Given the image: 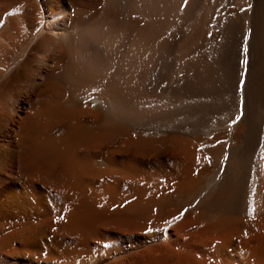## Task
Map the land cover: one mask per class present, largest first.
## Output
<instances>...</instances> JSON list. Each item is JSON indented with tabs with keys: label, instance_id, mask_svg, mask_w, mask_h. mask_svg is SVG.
I'll return each mask as SVG.
<instances>
[{
	"label": "bare ground",
	"instance_id": "1",
	"mask_svg": "<svg viewBox=\"0 0 264 264\" xmlns=\"http://www.w3.org/2000/svg\"><path fill=\"white\" fill-rule=\"evenodd\" d=\"M196 1L138 0L126 16V0H0V23L11 15L0 28V264H96L88 239L170 206H192L168 241L198 238L204 249L184 253L194 264L208 250L264 264V0H206L202 15ZM166 80L173 124L104 151L130 134L107 108L147 115ZM111 175L174 193L99 214L118 195L98 189Z\"/></svg>",
	"mask_w": 264,
	"mask_h": 264
},
{
	"label": "rangeland",
	"instance_id": "2",
	"mask_svg": "<svg viewBox=\"0 0 264 264\" xmlns=\"http://www.w3.org/2000/svg\"><path fill=\"white\" fill-rule=\"evenodd\" d=\"M207 1L210 2L211 0H207ZM207 1L206 0H197L196 1V3H195V5H196L195 6L196 7L195 14H199V15L201 14L202 15V13L206 9ZM212 1H215V0H212ZM221 1H223V0H219V2H221ZM137 2H138V0H126V13H127L126 16H128L130 9L134 10L133 6ZM132 3H133V5H132ZM247 3H249V0H247ZM19 4L20 5L17 4L16 6L21 7V8L20 7L18 8V11L20 12V10L24 8L25 4H22V3H19ZM197 4H198V6H197ZM251 5L252 4L244 7L243 11H245V12H247L249 10L251 11V9H252ZM130 7H133V8H130ZM124 11H125L124 9H121V10H118L117 13L124 12ZM8 16H11V15H8ZM8 16L3 17L4 19L2 18L3 20L0 23V25L6 24V22L8 20ZM188 28L189 27H187L185 29L183 34H186V36H193L194 33L200 29V23L196 26V28H193V27H190L189 29ZM248 38L250 39V33H249V35L248 34L246 35V39L241 44V51H240L241 56H239V64H240V69H241L240 79H239L240 81L243 80V77L241 76L243 74V68H241V66H243V65L245 66V63H242L241 61H242V59L243 60L247 59L245 49H247V51L249 50V45H248V41H247ZM245 44L248 46V48H246L247 46ZM18 47H19V45H18ZM183 54L184 53L178 54L177 55L178 58H181L182 56H183L182 58H184L185 54L184 55ZM168 59L170 60V58H168ZM247 62H248V60H247ZM240 81H239L238 85H239V89L241 90ZM163 85H165V86H163ZM163 90H165V91H163ZM171 91H172V87L170 86L169 80L164 81L162 83V89L159 92V94H160L159 101L156 105H154V106H152V108H150L149 113H146L147 115L142 114L141 109L139 107L137 108L135 105H134L135 107L132 105L124 106L120 102L119 103L115 102V103H113V105L111 107L107 108V111L115 119L114 120V126L116 128H121V126H122L121 124L123 123L124 126L126 127V129L130 132V134L128 136H126V138H124L123 140H116V141L110 143L108 146L109 148L105 147L104 151L107 152L109 149L116 150L118 145H121V146L126 145L127 148H130L131 144H136V143L140 142L141 139L144 138L143 134H145V135L147 134L146 136L149 137L150 139L160 138L165 133L166 127L173 124L174 109L175 108H174V106H172L170 104V100H169L170 99L169 95H170ZM240 92H238V95L240 94ZM241 98H242V96L239 95L238 100ZM167 102H168V104H167ZM131 109L132 110L134 109V111H132ZM150 111H151V113H150ZM116 120L119 123L121 122L120 123L121 126H117L118 122H115ZM119 123H118V125H119ZM107 140L108 139L105 140L106 143H104V144L109 143V141L107 142ZM125 156L128 157L127 154ZM97 157H98V160L100 162L103 161L102 163H104L108 160L109 154L105 153V154L101 155L100 153L97 152ZM172 157H173V152L170 151L164 156L163 160L170 163L171 160L173 159ZM223 158L226 159L227 156H223ZM211 159H212V157L208 155V156L203 158L202 162H204L205 164L208 165L211 162ZM158 160H159V157H154V158H152L151 162L154 164ZM190 167L192 169H195L194 166H190ZM111 176L110 177L107 176V177H104L103 179H100L98 182V189H101V188L103 189V187H105L106 185H107L106 187H108L109 185L115 186L117 188L118 195H116L117 198H115V199H112L111 196H106V197L103 196L104 198H101L99 200L98 204L96 205V210L99 211V214H100V211H103V210H105V211L107 210L109 212H117V211L126 212L127 209L134 206L136 204V202H140L141 200L145 202L146 199H151L154 197H155V200H160V199L172 197L173 193H174L172 189H169L166 193L154 192V189L151 187V184L142 187V185L140 184V182H141L140 179H137L139 181V183H138L137 180L135 181L134 179L126 178V179L121 180L120 175H114V176L111 175ZM116 176H118V177L116 178ZM146 189H148V191L149 192L151 191V192L150 193L147 192ZM143 194L145 197L143 196ZM172 208H173V206H170L169 209H164V210L159 211L158 207H153V209H152L153 216L150 217L149 220H145L141 217H138L137 219L135 218L133 220H130L127 223L125 220L124 224H127V226H123L124 229H122V231H116L114 233H109L106 235L110 239H108L107 237H103L102 234L96 235V236L92 237L91 239H88L87 241H89V243H90V248L98 250V251H96L95 255L91 256V259L94 260L96 262V264H194L193 260L191 258H187L184 255V253H186V251H188V250L194 251V256H197L198 252L204 249V245H202V244H201V246L197 245L199 243L198 238H195V239L187 238V239H185V241H183V240L179 241L181 245H178V246H174V244H171L170 241H168V240H170L169 238H170V235L172 234L171 232H172L173 226L177 225L178 222H180V221L182 222L183 217L186 218V216H187L186 213L189 212L186 209H192V206L187 207V208L186 207L182 208L179 211V213H177L178 216L176 214H174L175 210H173ZM184 210H185V212H184ZM163 211H166V212H163ZM181 213H183V214L185 213L184 216H183V214L181 215ZM178 217H180V218H178ZM172 219L175 221V223H174V221H172ZM138 226H140V227H138ZM148 229H152V230L149 231ZM86 239L83 241L84 243H86L85 242ZM236 241L238 243H240V240H237V238H236ZM83 242L81 241V242H79V244L82 245V244H84ZM241 243L245 245V242L241 241ZM171 245H173V246H171ZM181 247H183V248L181 249ZM211 251L212 250H208L207 252L199 254L198 258L200 260L204 261V264H227V261H230V260L238 262V263H240L242 261L240 264H247V263L248 264H255L253 262L254 260L246 259V255H244L243 252L237 253V256H236V254L221 256L222 254H220V253L216 254L214 251H212L213 252L212 253ZM211 254H213V255H211ZM201 255L204 257V259L202 258ZM214 255H216V256H214ZM242 255H244V257ZM218 256L220 259L218 258ZM207 257H208V259H207ZM235 257H236V259H235ZM209 258L212 260L210 261ZM224 259H227V260L225 261ZM78 263L83 264V261L79 259L76 262H74L73 264H78Z\"/></svg>",
	"mask_w": 264,
	"mask_h": 264
},
{
	"label": "snow or ice",
	"instance_id": "3",
	"mask_svg": "<svg viewBox=\"0 0 264 264\" xmlns=\"http://www.w3.org/2000/svg\"><path fill=\"white\" fill-rule=\"evenodd\" d=\"M246 50V49H245ZM242 63H247V60L245 59V60H243V61H241ZM244 83V81L243 80H241L240 81V84H243ZM240 117L238 116V117H236V119L238 120ZM149 231H151L152 229H148Z\"/></svg>",
	"mask_w": 264,
	"mask_h": 264
}]
</instances>
